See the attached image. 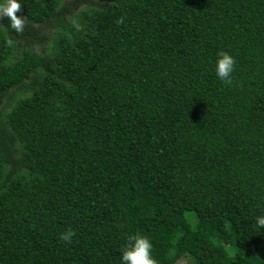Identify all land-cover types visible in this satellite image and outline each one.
I'll return each instance as SVG.
<instances>
[{"label": "trees", "instance_id": "trees-1", "mask_svg": "<svg viewBox=\"0 0 264 264\" xmlns=\"http://www.w3.org/2000/svg\"><path fill=\"white\" fill-rule=\"evenodd\" d=\"M17 14L22 32L0 14V264H121L136 234L157 264H264V0Z\"/></svg>", "mask_w": 264, "mask_h": 264}, {"label": "clouds", "instance_id": "clouds-1", "mask_svg": "<svg viewBox=\"0 0 264 264\" xmlns=\"http://www.w3.org/2000/svg\"><path fill=\"white\" fill-rule=\"evenodd\" d=\"M22 9V0H0V14L7 16L11 21V28L17 32H22L25 20L17 13ZM235 58L227 52H220L215 61L216 76L225 84H231V74L235 70ZM256 224L264 227V215L256 217ZM74 231L69 229L61 234V239L71 241ZM152 242L144 235L136 234L129 242V245L123 250L121 264H157L152 256Z\"/></svg>", "mask_w": 264, "mask_h": 264}, {"label": "rangeland", "instance_id": "rangeland-1", "mask_svg": "<svg viewBox=\"0 0 264 264\" xmlns=\"http://www.w3.org/2000/svg\"><path fill=\"white\" fill-rule=\"evenodd\" d=\"M44 33H50L51 32V27H46L42 30ZM31 47H34L33 44L30 45ZM41 45H39L38 50H40ZM178 264H188V262L186 260H180Z\"/></svg>", "mask_w": 264, "mask_h": 264}]
</instances>
